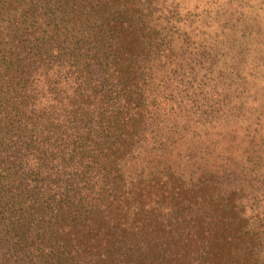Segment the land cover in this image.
<instances>
[{"label":"trees","instance_id":"obj_1","mask_svg":"<svg viewBox=\"0 0 264 264\" xmlns=\"http://www.w3.org/2000/svg\"><path fill=\"white\" fill-rule=\"evenodd\" d=\"M252 4L0 0V264H264Z\"/></svg>","mask_w":264,"mask_h":264},{"label":"rangeland","instance_id":"obj_2","mask_svg":"<svg viewBox=\"0 0 264 264\" xmlns=\"http://www.w3.org/2000/svg\"><path fill=\"white\" fill-rule=\"evenodd\" d=\"M260 2L262 5H264V0H253V7L257 8ZM244 126L245 125L237 126V128L243 130ZM246 201L247 209L245 210H247V215L253 213L260 217L264 216V191L258 192V194L251 193L249 196L247 195Z\"/></svg>","mask_w":264,"mask_h":264}]
</instances>
